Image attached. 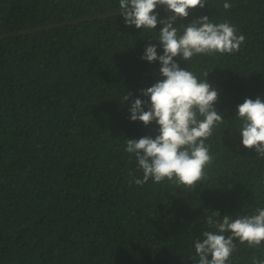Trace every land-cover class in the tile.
Returning <instances> with one entry per match:
<instances>
[{
    "label": "trees",
    "instance_id": "obj_1",
    "mask_svg": "<svg viewBox=\"0 0 264 264\" xmlns=\"http://www.w3.org/2000/svg\"><path fill=\"white\" fill-rule=\"evenodd\" d=\"M120 12L119 0H0V264H196L194 242L215 231L207 215L264 207V158L242 145L235 116L264 98V0H208L176 22L182 34L208 16L245 37L233 54L175 58L218 89L225 118L195 190L131 182L143 172L126 140L158 135L129 109L163 79L158 60L141 59L149 44L163 54V25L128 27ZM257 259L264 248L237 241L230 264Z\"/></svg>",
    "mask_w": 264,
    "mask_h": 264
},
{
    "label": "clouds",
    "instance_id": "obj_2",
    "mask_svg": "<svg viewBox=\"0 0 264 264\" xmlns=\"http://www.w3.org/2000/svg\"><path fill=\"white\" fill-rule=\"evenodd\" d=\"M207 3L208 0H119L120 14L128 27L153 31L158 24L163 25L156 38L163 54L158 55L156 45L149 44L141 57L149 63L158 60L163 79L142 89L141 94L149 99L136 98L129 109L133 122H143L146 127L153 123L159 126L155 138L126 140L124 150L137 158L138 168L143 172L142 179L133 175L131 182L137 186L151 179L154 183L167 181L182 189L195 190L213 162L211 146L206 141L225 121L215 107L219 91L208 79H199L192 71L181 68L175 58L189 62L198 55L233 54L239 51L245 37L237 35L229 23H212L208 16L189 22L178 34L176 22ZM158 6H164L170 15L160 19ZM223 6L226 10L231 7L227 2ZM204 75L208 78L209 73ZM131 96L130 92L124 95L123 106L130 102ZM235 116L242 121L238 130L242 145L254 148L264 158V98H246L237 106ZM219 217V211L206 216L208 228L215 231H204L203 238L194 242L196 256L192 260L196 264H230L237 241L247 243L250 248H264V207L251 215L236 218L224 215L222 220ZM254 264H264V260L257 259Z\"/></svg>",
    "mask_w": 264,
    "mask_h": 264
}]
</instances>
